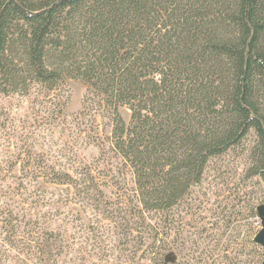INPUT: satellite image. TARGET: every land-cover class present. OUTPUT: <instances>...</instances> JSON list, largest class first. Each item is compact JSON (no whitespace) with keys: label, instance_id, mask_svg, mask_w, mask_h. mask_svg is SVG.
<instances>
[{"label":"trees","instance_id":"trees-1","mask_svg":"<svg viewBox=\"0 0 264 264\" xmlns=\"http://www.w3.org/2000/svg\"><path fill=\"white\" fill-rule=\"evenodd\" d=\"M67 79L87 87L79 131L105 118L90 142L132 174L149 259L156 215L169 217L208 161L251 131L249 171L264 181V0H0V95ZM78 165L79 177L49 166V182L88 193L91 168ZM41 246L48 264L63 251L50 229Z\"/></svg>","mask_w":264,"mask_h":264},{"label":"rangeland","instance_id":"rangeland-1","mask_svg":"<svg viewBox=\"0 0 264 264\" xmlns=\"http://www.w3.org/2000/svg\"><path fill=\"white\" fill-rule=\"evenodd\" d=\"M86 89L67 79L53 90L34 85L26 94L0 95V264H48L45 229L63 244L52 264H261L254 237L262 227L256 209L264 181L249 171L253 131L208 161L201 182L169 217L156 215L151 260L135 225L131 172L108 146L90 142L109 130L107 120L96 116L83 133L77 128ZM120 113L128 122L130 112ZM78 164L91 168L88 193L49 182V166L79 177Z\"/></svg>","mask_w":264,"mask_h":264},{"label":"water","instance_id":"water-1","mask_svg":"<svg viewBox=\"0 0 264 264\" xmlns=\"http://www.w3.org/2000/svg\"><path fill=\"white\" fill-rule=\"evenodd\" d=\"M256 210L262 227L254 237V241L263 248V260L261 264H264V203L259 205Z\"/></svg>","mask_w":264,"mask_h":264}]
</instances>
